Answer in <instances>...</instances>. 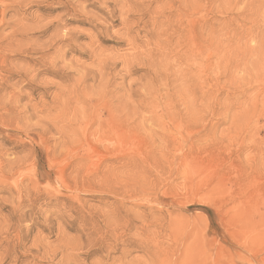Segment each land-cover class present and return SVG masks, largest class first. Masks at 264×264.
Wrapping results in <instances>:
<instances>
[{"label": "rangeland", "instance_id": "374dc122", "mask_svg": "<svg viewBox=\"0 0 264 264\" xmlns=\"http://www.w3.org/2000/svg\"><path fill=\"white\" fill-rule=\"evenodd\" d=\"M0 264H264V0H0Z\"/></svg>", "mask_w": 264, "mask_h": 264}, {"label": "bare ground", "instance_id": "6f19581e", "mask_svg": "<svg viewBox=\"0 0 264 264\" xmlns=\"http://www.w3.org/2000/svg\"><path fill=\"white\" fill-rule=\"evenodd\" d=\"M178 1H179V0H178ZM171 5H174V4H171ZM171 5H170V8L172 7ZM136 6H137V5H136ZM187 6H188V5H187ZM121 7H122V6H121ZM155 7H156V6H155ZM159 7H160V6H159ZM164 7H165V6H164ZM173 7H174V6H173ZM173 7H172V9H173ZM127 8H128V7H127ZM174 8H176V6H175ZM168 9H169V8H168ZM177 9H178V7H177ZM144 10H145V9H144ZM151 10H152V9H151ZM169 10H170V12H171V9H169ZM179 11H181V10H179ZM126 12H127V11H126ZM157 12H158V11H157ZM162 12H163V11H162ZM170 12H169V13H170ZM175 12H177V11H175ZM128 13H129V12H128ZM191 13H192V12H191ZM121 15H122V14H121ZM172 15H173V13H172ZM174 15H175V16H173V17H176V16H178L179 14L176 15V13H175ZM156 16H157V15H156ZM178 18L180 19V17H178ZM182 18H183V17H182ZM183 19H184V18H183ZM167 20H169V19H167ZM174 20H175V19H174ZM180 20H181V19H180ZM189 20H190V19H189ZM189 20H188V21H189ZM150 21H151V20H150ZM156 21H157V20H156ZM172 21H173V18H172L171 22H172ZM177 21H178L177 23L179 24V23H180L179 20H177ZM182 21H183V20H182ZM122 22H123V21H122ZM184 22H185V21H184ZM66 24H67V23H66ZM171 24H172V23H171ZM127 25H128V24H127ZM157 25H158V23H157ZM180 25H182V24H180ZM150 26H151V25H150ZM168 26H169V25H168ZM171 26H172V25H171ZM173 26H175V23L173 24ZM178 26H179V25H178ZM127 27H128V26H127ZM175 27H176V26H175ZM175 27H174V28H175ZM179 27H180V26H179ZM179 27H178V29L176 28V29H177V34H178V32H179L178 30H180ZM181 27H182V26H181ZM125 28H126V27H125ZM160 28H161V27H160ZM174 28H172V29H174ZM176 29H175V31H176ZM159 30H160V29H159ZM161 30H162V29H161ZM181 31H182V29H181ZM193 31H194V30H193ZM157 32H158V31H157ZM172 32H174V31L172 30ZM182 32H184V30H183ZM165 33H166V32H165ZM170 34H171V33H170ZM173 34H174V33H173ZM175 34H176V33H175ZM179 34H180V33H179ZM181 34H182V33H181ZM181 34H180V35H181ZM175 36H176V35H175ZM177 36H179V35H177ZM182 36H183V35H182ZM182 36H181V37H182ZM61 37H62V36H61ZM181 37H180V39H181ZM54 38H55V37H54ZM171 38H172V37H171ZM187 38H188V37H187ZM55 39H57V38H55ZM62 39H63V38H62ZM176 39H177V38H176ZM177 40H178V39H177ZM175 43H176V42H175ZM176 44H177V43H176ZM188 44H189V43H188ZM194 44H195V43H194ZM179 45H180V44H179ZM194 47H195V46H194ZM190 48H191V47H190ZM196 49H197V48H196ZM176 50H178V48H176ZM189 50H191V49H189ZM178 51H179V50H178ZM187 51H188V50H187ZM183 52H184V51H183ZM183 52H182V53H183ZM62 53H64V52H62ZM175 53H176V52H175ZM178 53H180V52H177V54H178ZM64 54L66 55V53H64ZM61 55H62V54H61ZM185 55H186V51H185ZM185 55H184V56H185ZM178 56H179V55H178ZM62 57H63V56H62ZM179 57H180V56H179ZM100 58H101V57H100ZM98 63H99V62H98ZM103 67H104V65H103ZM125 68H126V67H125ZM99 69H100V68H99ZM84 72H86V70H85ZM82 74H83V72H82ZM101 74H102V73H101ZM83 75H84V74H83ZM83 78H84V76H83ZM84 79H86V77H85ZM84 79H83V80H84ZM81 80H82V79H81ZM106 82H107V81H106ZM147 86H148V85H147ZM157 87H158V86H157ZM83 88H84V87H83ZM151 88H152V87H151ZM74 89H75V88H74ZM147 89H148V88H147ZM153 90H154V89H153ZM77 91H78V89H77ZM77 91L75 90V92H77ZM150 91H151V90H150ZM150 91H149V92H150ZM152 92H153V91H152ZM152 92H151V93H152ZM77 93L80 94L79 91H78ZM146 93H147V90H146V92L143 93V95H146ZM73 94H74V92H73ZM81 94H82V93H81ZM85 95H86V94H85ZM100 95H101V94H100ZM66 96H67V95H66ZM86 96H87V95H86ZM89 96H90V95H89ZM72 97H74L75 99H77V96L75 97V96L72 95ZM78 97H80V96H78ZM68 98H70V97L68 96ZM82 98H83V97H82ZM92 98H94V96H92ZM80 99H81V98H80ZM87 99H88V98H87ZM87 99H86V100H87ZM144 99H146L145 96H144ZM78 100H79V98H78ZM82 100H83V99H82ZM82 100H81V101H82ZM88 100H89V99H88ZM90 100H91V99H90ZM84 101H85V100H84ZM84 101H83V102H84ZM92 101H93V100H92ZM95 101H96V103H98V102H97V99H96ZM98 101H99V99H98ZM144 101H145V100H144ZM78 102H80V101H78ZM83 102H82V103H83ZM87 102H88V101H87ZM85 103H86V101H85ZM85 103H84V104H85ZM145 103H146V102H145ZM86 105H88V106H89L88 108H90V104H86ZM91 105H93V104H91ZM95 105H96V104H95ZM98 105H99V104H98ZM93 106H94V105H93ZM93 106H92V108H93ZM96 106H97V105H96ZM97 107H98V106H97ZM97 107H96V108H97ZM101 108H102V107H101ZM85 109H86V108H85ZM85 109H84V110H85ZM108 109H109V108H108ZM124 109H125V108H124ZM126 109H127V107H126ZM88 110H89V109H88ZM92 110H94V109H92ZM95 110H96V109H95ZM110 110H111V108H110ZM112 110H113V109H112ZM112 110H111V111H112ZM102 111H103V110H102ZM117 111H118V109H117ZM124 111H126V110H123V112H124ZM81 112H82V111H81ZM83 112H84V111H83ZM83 112H82V113H83ZM107 112H109V110H107ZM89 113H90V112H89ZM98 113H99V112H98ZM119 113H120V111H119ZM110 114H111V113H110ZM113 114H114V110H113ZM122 114H124V113H122ZM125 114H127V113H125ZM125 114H124V115H125ZM131 115H132V114H131ZM108 116H109V115H108ZM112 116H113V115H112ZM116 116H117V115H116ZM118 116H119V115H118ZM129 116H130V114H129ZM94 117H96V119H97V118H98V119L100 118V117L97 116V115H96V116L94 115ZM110 117H111V116H110ZM110 117H109V118H110ZM131 117H132V116H131ZM106 118H107V116H106ZM120 118H121V117H120ZM125 118H126V117H125ZM125 118H124V120H125ZM100 119H101V118H100ZM90 120H91V119H90ZM102 120H103V119H102ZM102 120H98V121H99V124H101L100 121H102ZM124 120H123V121H124ZM130 120H131V119H130ZM92 121H94V119H93ZM95 122H96V121H94V123H95ZM102 122H103V121H102ZM105 122H107V121L105 120ZM108 122H110V121H108ZM113 122H114V123H113L112 125H109V129H110V131H114V132L117 131V132H118V129L120 130V127H121V129H122V126H121L122 124H120V123H122V122H119V123H118L117 120H115V121H113ZM126 122H127V121H126ZM128 122H130V121H128ZM131 122H132V121H131ZM97 123H98V122H97ZM87 124H88V123H87ZM91 124H92V123H91ZM99 124H97V127H98V128H99V126H102V125H99ZM127 124H129V123H127ZM92 125H93V124H92ZM98 125H99V126H98ZM125 125H126V124H125ZM129 125H130V124H129ZM79 126H80V125H79ZM89 126H90V125H89ZM103 126H104V125H103ZM125 127H126V126H125ZM96 129H97V128H96ZM78 130H79V129H78ZM104 130H106V129L104 128ZM94 131H95V130H94ZM97 131H98V130H97ZM107 131H108V130H107ZM110 131H109V132H110ZM120 131L122 132L123 130H120ZM37 132H38V131H37ZM99 132L102 133L103 130H101V131H99ZM103 134H104V133H103ZM105 134H106V133H105ZM107 134H109V133H107ZM82 135H83V134H82ZM67 136H69V135H67ZM104 136H105V135H104ZM66 139H67V138H66ZM61 141H63V140H61Z\"/></svg>", "mask_w": 264, "mask_h": 264}]
</instances>
